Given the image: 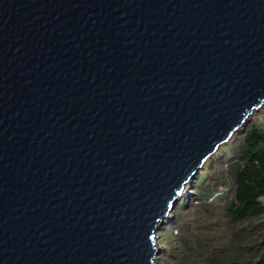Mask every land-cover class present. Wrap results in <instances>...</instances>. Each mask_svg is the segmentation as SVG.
Returning <instances> with one entry per match:
<instances>
[{
  "label": "water",
  "instance_id": "95a60500",
  "mask_svg": "<svg viewBox=\"0 0 264 264\" xmlns=\"http://www.w3.org/2000/svg\"><path fill=\"white\" fill-rule=\"evenodd\" d=\"M263 106L264 0H0V264H157Z\"/></svg>",
  "mask_w": 264,
  "mask_h": 264
},
{
  "label": "trees",
  "instance_id": "16d2710c",
  "mask_svg": "<svg viewBox=\"0 0 264 264\" xmlns=\"http://www.w3.org/2000/svg\"><path fill=\"white\" fill-rule=\"evenodd\" d=\"M207 166L208 172H213L211 180L193 191L197 196L190 200L196 203H191L186 213L199 210L201 216L212 220L208 219L209 225L203 222L206 233L196 225L181 230L178 223L180 231L175 235L164 230L171 243L177 240L168 252L169 263L264 264V123L248 122L218 149ZM194 183L198 185V181Z\"/></svg>",
  "mask_w": 264,
  "mask_h": 264
},
{
  "label": "rangeland",
  "instance_id": "374dc122",
  "mask_svg": "<svg viewBox=\"0 0 264 264\" xmlns=\"http://www.w3.org/2000/svg\"><path fill=\"white\" fill-rule=\"evenodd\" d=\"M256 120L259 122L264 123V106L255 114H253L250 117V121ZM210 166L204 167L202 169L199 170V172L196 174V177L192 180V184L188 183L186 185V189L183 191V193L181 194L182 197L183 195L186 197L184 199H182L181 197L178 199L177 204L175 205L173 211L171 212V218L170 220L167 219V224L166 225H162L161 228L159 229V231L157 232L158 238H157V243L158 246L160 247V255L161 258H158L157 264H170L168 261V252L171 253L172 251V245L177 242L176 241H172V243L170 242V239L168 238L169 232L171 233L173 231V235H175V232L180 231L179 229H177L176 225L178 223L179 226L182 227L181 230H184L185 228L188 227H192L196 225V229L197 230H203L206 226H203V222L207 223V225L210 224V222L208 221V219L212 220V218L207 217L208 219H206L204 216H201V212H199V210H195L194 212H187L188 207L191 205V203H196L195 200H190L194 197H196V193L197 191H199L201 188V186L204 183H207L211 180V178L209 177V175H213L212 173H209L207 169H209ZM194 181H198V185L195 186ZM198 189L196 192H193L195 189ZM178 203H184L185 206L181 207ZM197 205V204H195ZM200 205V204H199ZM213 205V204H212ZM200 207V206H198ZM214 207V206H213ZM215 211V210H214ZM176 212V213H175ZM214 219H217L214 218ZM175 225V226H174ZM164 230H167L168 235L165 233L164 234ZM209 230V229H208ZM207 229H204L203 232L206 233ZM210 232H213V229H210ZM213 236V234H212ZM173 239V236H172ZM193 239H196V236L193 235ZM219 240L221 239V236L219 238ZM213 247V246H212ZM213 250H217V249H213ZM164 256H163V254Z\"/></svg>",
  "mask_w": 264,
  "mask_h": 264
}]
</instances>
